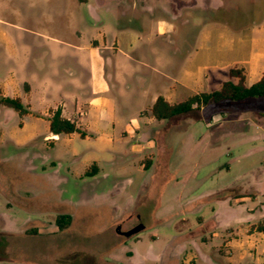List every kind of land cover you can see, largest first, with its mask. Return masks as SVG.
<instances>
[{
    "label": "rangeland",
    "instance_id": "rangeland-1",
    "mask_svg": "<svg viewBox=\"0 0 264 264\" xmlns=\"http://www.w3.org/2000/svg\"><path fill=\"white\" fill-rule=\"evenodd\" d=\"M110 2L0 0V19L29 30L24 42L30 56L26 77L33 79L36 59L42 75L48 72L51 52L52 80H58L68 65L70 44H89L103 24L113 21L112 14H151L139 31L153 27L155 19L169 23L177 36L193 24L207 31L211 51L199 58V67L207 68L203 77H214L203 88L207 92L219 89L217 83L229 79L228 69L241 66L251 50L264 51V0H116L107 5ZM93 14H102V22ZM4 31L0 25V87L8 69H16L15 61L4 59ZM263 114L264 97L210 103L148 125V117L137 113L141 126L139 134H132L133 158L119 159L116 166L106 162L108 153H99L93 139L62 136L45 141L48 127L43 121L36 124L38 137L25 147L6 134L0 143V212L16 216L19 225L28 224L27 214L15 204L16 195L24 185H35L41 195L31 204L39 205L42 223L33 217L38 235L31 236L7 233L2 226L0 264H19L20 257L33 252H40L42 264H264V259L255 263L242 257L232 262L224 242L228 232L211 242L214 211L222 202H232L233 210L220 216L235 219L241 213L235 212L234 196L260 188ZM10 129H18V118ZM92 157H98L101 168L94 176L108 178L87 184ZM128 178L132 183L124 188ZM247 195L243 201L249 208L264 211V195ZM62 214L72 217L65 230L56 225ZM139 225L142 230L125 235Z\"/></svg>",
    "mask_w": 264,
    "mask_h": 264
},
{
    "label": "crops",
    "instance_id": "crops-1",
    "mask_svg": "<svg viewBox=\"0 0 264 264\" xmlns=\"http://www.w3.org/2000/svg\"><path fill=\"white\" fill-rule=\"evenodd\" d=\"M115 2L116 0H111L107 5ZM133 8L136 10L137 5L133 4ZM150 15L112 14L113 21L109 20L110 23L103 24L89 44H70V50L66 52L68 65L56 81L52 80L51 52L48 72L42 75V65L40 60L36 59L37 68L32 71L33 79L26 77L25 71L30 56L25 50L24 42L28 29L0 19V25L6 27L3 32L4 59L6 63L15 61L16 64V69H8L0 87V98H19L28 110V114L20 117L14 109L0 104V143H3L9 133L16 141L15 145L25 147L38 137L36 124L40 121L45 122L48 127L45 141H56L62 136L69 139L82 138L79 133H50L49 112L61 108L63 117L75 121L78 128L85 132L84 140L93 139L92 144L99 153H108V164L116 166L119 159L129 162L133 158V152L130 153L133 147L131 140L134 138L132 134H139L141 126V121L136 118L137 113L140 117H148L144 125L154 121L161 122L163 120L155 119L151 113L158 97H163L171 104L179 103L195 94L207 92L203 88L214 79H209L208 75L203 77L207 68L199 67L201 54L209 56L211 51L208 45L210 34L207 31L202 32L199 26L193 24L191 30L177 36L169 23L159 19H155L157 23L155 21L153 27L139 31L138 28L152 18ZM93 16L102 22V14ZM117 18L125 19L127 23H122ZM256 33H259V30ZM234 67L244 68L247 83L252 85L264 75V51L251 50L243 64H235L231 68ZM227 80L222 79L217 85H222ZM35 92L37 94L34 97ZM35 99L39 102L41 111L35 109ZM17 118L18 129L11 130L10 125L13 121L16 122ZM150 138L151 136L147 139ZM93 164L96 165L97 172H100L98 157H92L87 166ZM85 177H91L87 184L108 178ZM131 183L132 179L128 178L124 188ZM258 185L259 189L233 195L237 205L235 212H240V217L234 216L235 219H230L220 216V213H231L233 210L232 202L227 200L222 202L224 205L220 209L214 211L215 227L211 242L220 238L217 236L219 233L228 232L224 242L230 249L229 259L232 262H238L241 257L252 259L255 263L264 259V231L252 229V226L264 220V211L253 210L246 205L247 200L243 201L247 194H255L257 199L258 195H264V173L259 178ZM24 186L25 188L21 187L17 191L16 197L19 200L15 204L27 214L28 224L19 225L16 216L0 212V229L4 226L7 233L13 235H38L33 217L38 216L36 224L42 223L39 219L41 210L39 205L34 207L31 203L40 197V188L35 185ZM248 216L257 217L251 220ZM253 255L256 258H253ZM18 262L42 264L41 254L28 253L20 257ZM48 264H52V261Z\"/></svg>",
    "mask_w": 264,
    "mask_h": 264
},
{
    "label": "trees",
    "instance_id": "trees-1",
    "mask_svg": "<svg viewBox=\"0 0 264 264\" xmlns=\"http://www.w3.org/2000/svg\"><path fill=\"white\" fill-rule=\"evenodd\" d=\"M228 77L229 79L222 83L219 90L195 94L179 103L171 104L163 97H158L151 108L152 116L157 120H167L210 103H219L225 100L243 101L253 97H264V75L250 86L247 83V73L244 68H231L228 71ZM0 104L14 109L20 117L28 114V110L19 98L1 97ZM48 120L49 131L53 135L79 133L82 138L85 137V132L78 128L75 121L63 117L61 108L50 110ZM91 167L93 173L87 171L86 176L97 174L96 165L93 164ZM71 221L72 217L70 215L62 214L57 216L56 225L59 230H65L70 226ZM252 229L264 231V220L252 226Z\"/></svg>",
    "mask_w": 264,
    "mask_h": 264
},
{
    "label": "water",
    "instance_id": "water-1",
    "mask_svg": "<svg viewBox=\"0 0 264 264\" xmlns=\"http://www.w3.org/2000/svg\"><path fill=\"white\" fill-rule=\"evenodd\" d=\"M142 229H143V226H142V225H139V226H137L135 229H133V230L127 232L125 235H127V236H131V235H133V234L139 232V231L142 230Z\"/></svg>",
    "mask_w": 264,
    "mask_h": 264
}]
</instances>
